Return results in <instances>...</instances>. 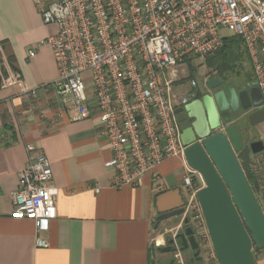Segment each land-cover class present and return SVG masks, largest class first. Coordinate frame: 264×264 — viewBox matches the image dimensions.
Segmentation results:
<instances>
[{
	"label": "built area",
	"instance_id": "2783aa9c",
	"mask_svg": "<svg viewBox=\"0 0 264 264\" xmlns=\"http://www.w3.org/2000/svg\"><path fill=\"white\" fill-rule=\"evenodd\" d=\"M33 2L43 22L54 28L40 44L51 47L58 74L27 94L32 99L41 93L50 96L74 111L73 120L91 118L96 111L111 152L105 167L114 173V187L139 186L166 160L183 159L182 183L188 195L184 212L193 215L195 235L209 238L197 198L202 188L197 184L204 179L186 164L172 85L178 67L214 54L224 37L234 34L243 40L264 99V0ZM29 55H35L34 49ZM16 76L10 72L5 82ZM26 149L28 160L12 194V217L34 219L39 229H47L57 195L52 166L33 144ZM37 245L49 243L39 237Z\"/></svg>",
	"mask_w": 264,
	"mask_h": 264
},
{
	"label": "crops",
	"instance_id": "0c3cea01",
	"mask_svg": "<svg viewBox=\"0 0 264 264\" xmlns=\"http://www.w3.org/2000/svg\"><path fill=\"white\" fill-rule=\"evenodd\" d=\"M53 31L33 0H0V264H153L156 198L169 189L183 193L185 161L168 159L141 185L114 187V173L105 167L111 152L96 111L73 120L74 111L50 96L27 94L57 77L51 47L40 44ZM10 72L17 76L7 83ZM28 143L50 160L57 188L47 229L34 219L12 217ZM39 237L49 246H38Z\"/></svg>",
	"mask_w": 264,
	"mask_h": 264
},
{
	"label": "water",
	"instance_id": "95a60500",
	"mask_svg": "<svg viewBox=\"0 0 264 264\" xmlns=\"http://www.w3.org/2000/svg\"><path fill=\"white\" fill-rule=\"evenodd\" d=\"M218 81V82H217ZM221 81L213 79L210 87L215 88ZM263 95L257 81L251 83L248 90L240 91L225 86L211 96H204L201 103L207 113V122L201 114L194 112V104H187L186 111L191 116L201 117L203 124L195 122L192 127L181 131V140L185 146V160L194 170L201 173L205 186L197 191L207 230L219 264H256L253 245L264 248V212L247 178L239 160L238 153L243 149L240 131L235 124H229L226 133L211 134L220 126L219 115H209L213 105H217L220 116L226 123L231 121L230 111L254 109L248 115L251 125L264 121ZM200 119V118H199ZM177 122H181L176 118ZM254 154L264 151L262 140L250 144ZM185 201L179 188L169 189L156 198L158 216L156 226L173 216L182 215ZM186 225L178 233L177 241L169 240L167 246L159 247L162 252L174 253L167 263L177 264L175 253L188 248L195 250L194 256H200V246L189 218L184 219Z\"/></svg>",
	"mask_w": 264,
	"mask_h": 264
},
{
	"label": "rangeland",
	"instance_id": "374dc122",
	"mask_svg": "<svg viewBox=\"0 0 264 264\" xmlns=\"http://www.w3.org/2000/svg\"><path fill=\"white\" fill-rule=\"evenodd\" d=\"M223 33L225 34H229L230 32L227 29L223 30ZM209 57V56H208ZM206 58H195L193 61L194 64V71H199V72H210L213 73L215 72V70H213V68H209L205 62ZM244 67L242 68L241 72H224L227 75V77H231V78H236V79H247L249 77H253V70L252 67H250V65L248 63H244ZM187 68V63L184 66H180L178 67V70L176 72V76H175V80H178L181 75L184 74V70ZM189 71L190 69L187 68ZM194 71H190L191 74L194 73ZM246 119V118H245ZM238 125L242 128V131H246L247 133H250L251 135V131H249L250 129L248 128L249 126L247 125L246 121L243 120L241 123L238 122ZM252 128V127H250ZM249 129V130H248ZM251 130H253L252 132L254 133V135H261L260 137L264 140V122L259 124L258 126L252 128ZM251 137V136H250ZM247 155V154H245ZM250 159V162L252 163V165L263 174L264 176V151L257 153V154H248L247 155ZM240 161L244 162V156H240ZM187 164V162H186ZM186 165H184L185 167ZM183 172H184V168H183ZM183 174V173H182ZM197 175V174H196ZM183 176V175H182ZM183 178V177H182ZM264 180V177H263ZM183 184V183H182ZM197 186H205V182L203 181H199V183L197 184ZM184 187V186H183ZM183 197H184V201L187 202L188 200V195L186 193L185 187H184V191H183ZM262 209L264 212V181H262V185L259 191H257L255 193ZM192 213H183L182 215H178V216H173L170 217L168 219H164L162 220L158 226L153 229V233H152V246H153V260L152 263L153 264H160V263H164L166 261H168L171 257H174V253L171 252H161L157 250V247L159 246V243L161 242L160 245L163 246H167L169 244V240L170 239H176V235L178 233H180L181 231H183L184 227L186 226L184 224V219L187 217L189 218V225H192L193 228L196 227V222L195 220H193L192 218ZM196 238L198 240L199 246H200V260H194L195 256L194 253L192 251L191 248H188L187 250L183 251L181 253V255L179 256V258H177V264H185V261L187 259H190L191 262H193V264H219V261L214 253V249H213V245L209 238H204L202 236H200V234L196 233ZM177 243V242H176ZM178 244V243H177ZM253 251H254V257H255V261L256 264H259L263 259H264V248L263 249H259L256 248L255 245H253ZM198 259V258H197Z\"/></svg>",
	"mask_w": 264,
	"mask_h": 264
},
{
	"label": "flooded vegetation",
	"instance_id": "af4514ba",
	"mask_svg": "<svg viewBox=\"0 0 264 264\" xmlns=\"http://www.w3.org/2000/svg\"><path fill=\"white\" fill-rule=\"evenodd\" d=\"M187 68L184 70V74L181 75V77L178 80L174 81L172 85L173 111L175 114V118H179L181 120V122H177L181 131L183 129L192 127L195 122H198V124L200 125L203 124L201 117H199L200 119L198 117L196 118L194 116H191L189 112L186 111L187 104L196 102L194 104V112L196 114H201V111L203 110L202 111L203 116L205 117V120L207 122V113L201 103L204 96L207 95L213 98L216 92L223 90V88L227 85L235 88L237 94H239L240 91L250 89L251 83L255 81L254 76L252 78L249 77L247 79H243V78L236 79V78H231L233 76L229 78L227 77L228 74L218 71H215L213 73L210 72L203 73L199 71L196 72L194 71V73L191 74V72ZM213 79H217L221 81V83H219V85L216 86L215 88L210 87V82ZM253 110L254 109L243 110L241 106H239L237 111H233V109L230 108L229 111H230L231 121L229 123H226L223 120V118L220 116V111L217 105H213V107L209 110L210 113L209 115L213 117L215 114H218L220 126L217 127L215 130H211V134L214 133L225 134L228 125L235 124L242 136L243 149L241 151L245 150L247 155L252 154L253 152L251 151L250 144L257 140H262L264 142V140L260 137L261 135H257V136L254 135V133L252 132L253 130H251L252 128L264 122L263 121L256 125H251L249 123L248 115ZM243 120H245L247 125L249 126L248 128L250 130L249 129L248 130L251 131V135L246 131L245 132L242 131V128L238 125V122L241 123ZM177 235H176V239H173L174 243H176L175 240L177 241L178 239ZM192 251L193 253L195 252V250ZM170 259L164 263L169 262Z\"/></svg>",
	"mask_w": 264,
	"mask_h": 264
},
{
	"label": "trees",
	"instance_id": "16d2710c",
	"mask_svg": "<svg viewBox=\"0 0 264 264\" xmlns=\"http://www.w3.org/2000/svg\"><path fill=\"white\" fill-rule=\"evenodd\" d=\"M7 61L12 69L16 71L17 67L14 64L13 55L7 56ZM205 62L209 68H213V70L218 72H241L242 68L245 66L244 63H248L250 67H252L242 38L234 34L224 37L222 47L214 54L207 57ZM186 63L190 71L193 72L195 69L193 60L188 59ZM245 154L246 152L243 150L238 154V157L240 159V156H244V162H240L254 192L256 193L261 188L264 176L261 172L255 169L250 162L249 157ZM195 259L198 260L197 257H195L194 260ZM192 263L193 262H191L190 259L185 261V264Z\"/></svg>",
	"mask_w": 264,
	"mask_h": 264
}]
</instances>
